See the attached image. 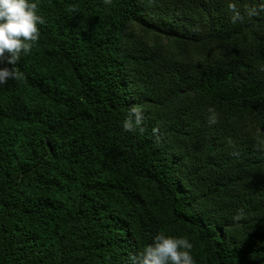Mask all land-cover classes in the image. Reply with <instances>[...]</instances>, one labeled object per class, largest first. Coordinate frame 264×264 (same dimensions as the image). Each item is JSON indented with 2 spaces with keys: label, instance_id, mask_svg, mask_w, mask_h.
<instances>
[{
  "label": "trees",
  "instance_id": "trees-1",
  "mask_svg": "<svg viewBox=\"0 0 264 264\" xmlns=\"http://www.w3.org/2000/svg\"><path fill=\"white\" fill-rule=\"evenodd\" d=\"M34 2L0 85V264H131L158 233L264 264V0Z\"/></svg>",
  "mask_w": 264,
  "mask_h": 264
},
{
  "label": "clouds",
  "instance_id": "clouds-1",
  "mask_svg": "<svg viewBox=\"0 0 264 264\" xmlns=\"http://www.w3.org/2000/svg\"><path fill=\"white\" fill-rule=\"evenodd\" d=\"M104 3L108 4L110 0H104ZM238 18V14L233 17L234 20ZM44 22L37 13L34 0H0V85L23 77L17 65L38 41V25ZM133 114L134 122L129 118L123 123L125 131H132L134 124L141 122L140 114L135 110ZM191 250L189 240L158 233L152 244L132 257L131 264H195Z\"/></svg>",
  "mask_w": 264,
  "mask_h": 264
}]
</instances>
